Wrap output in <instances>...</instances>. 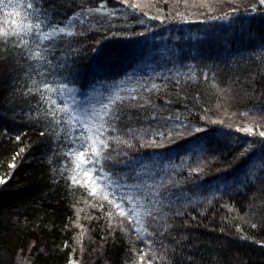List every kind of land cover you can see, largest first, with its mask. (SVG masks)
<instances>
[{"label": "trees", "instance_id": "16d2710c", "mask_svg": "<svg viewBox=\"0 0 264 264\" xmlns=\"http://www.w3.org/2000/svg\"><path fill=\"white\" fill-rule=\"evenodd\" d=\"M74 2L76 9L71 14L80 11L82 5L87 7L98 6L101 0H74ZM103 2L107 4L110 10L114 9L116 14L114 16L93 15L89 18L88 27L99 31H138L143 35L135 34L132 38L127 37L138 43H142L145 36L151 31L160 30L161 33H169L175 28L203 23L209 20L207 19L208 16H213L206 14L194 19H188V17L178 19L176 16L172 18L163 14L161 19H148L143 15V11L132 13L130 9H126L120 3V0H103ZM231 5L232 7L225 8L218 16L229 12L232 8H239L238 14L264 13V5L259 4V0H235ZM253 5L256 6L255 11L251 10ZM255 33L257 38L255 47L250 48L249 54L242 57L235 65L231 63L226 67L227 70L231 71H235V66L239 68L237 77L243 79L244 82L239 79L237 82L224 80L222 83H218V86L230 85L229 90L232 92L228 93V106L235 108L236 112L243 109V111L248 110L264 115V91L259 92L258 95H254L253 92L255 83L258 81L264 83V48L262 47L264 42L260 40L257 31ZM260 33L264 32L260 31ZM106 40L105 38L103 43ZM94 62L96 63L95 59ZM24 63L28 69L35 70L37 73L45 71L43 66L36 68L37 62L35 61L24 60ZM5 70L4 67L0 73H4ZM89 70L90 68L86 74ZM170 89L166 88L163 92L160 91L158 95H153L150 98L151 104H146L144 107L137 105L127 107L122 112L121 119L117 122L119 132L109 133L110 135H121L123 138L128 139L129 130H131L134 148L129 149L123 145L119 147L115 144L112 145L116 149L113 155H116V152H126L127 156L121 154L117 156V159L129 161V163L115 164L109 162L112 170L119 175L130 174L132 178L129 179V182H135V176L141 174L140 171H137L138 161L135 155L139 152H150L159 149L140 146L141 143H144L140 136L144 138L146 134H150L152 140L155 139L160 142V138L158 136L155 138L148 127L159 130L166 126V122L169 120H176V117L187 119V121L200 120L201 118L202 121L203 116L212 118V112L216 113L212 109L215 91L214 89L212 90L213 93L210 90L207 91L205 81L201 83H184L177 85L172 90ZM75 95H79L77 91ZM7 112V107L3 102H0V175L2 178L6 177V182L0 187V264H13L15 252L27 246L30 247L31 255L22 259L24 264H44L43 253L38 254L40 250L38 247L39 231L44 236L49 231L47 230L50 226L49 223H57V219V224H61L59 219L62 220V223L64 222L62 225V239L58 238L61 241V246H65L67 243L68 246L64 250L73 259L79 261V264H122L123 254L132 259L134 264H140L139 254L130 253L132 248L140 253L139 247L136 245L138 243L147 246L150 251L159 252L158 256H171V264H264V201L261 203L262 206L258 203V201L260 202V194L264 199V191L263 193L260 191L264 190V177L259 176L261 174L259 173L254 180V184H251V190H246V194L239 195L238 192H235L234 187L228 186L220 195L210 196L211 194L207 193L208 189L206 190V188H209L216 177L225 179L224 177L229 170L215 172L212 165H210L203 169L197 168L201 171H192L193 160L197 158L196 155L198 154L191 155V161L184 164L181 172L175 171L166 176L169 177L164 183L166 195L171 201L169 206L172 207L171 205L176 203L184 205L180 206L177 211L168 210V212L176 215L169 218L167 224L168 216L166 215L165 219L157 222L150 228V231H153V233L155 230L161 232L166 229V225H170L168 229L169 236L166 234L162 236L161 239L163 240L149 246L147 243L137 240L131 231L127 235L118 233L116 229L113 230L106 220L98 221L97 219V221L90 222L80 216L79 224L83 226V229H86V235L78 244L77 237L82 229L77 227L73 221L77 220V215H75L77 209H82L80 211L82 214L87 212V207L83 204L81 196L84 188L73 187L65 192V186L60 187L57 182L51 179L52 175L49 172L53 171L54 167L51 165L53 163L51 158L46 159V157H51L52 154L46 133L41 135V132L31 125L25 133L20 132V134L22 133L20 140L3 135L2 129L5 128L3 126ZM218 116L226 121L236 120L237 117L225 114H219ZM216 125L234 131L233 128L218 123H212L209 128ZM144 126H148L143 130L146 131V134L136 135L139 133V129H143ZM136 129L138 131H134ZM203 133L204 131L196 134ZM189 137L191 136L179 140L173 137L174 142L172 143H169V140L164 141L165 147L172 149V146H178ZM245 140H248V138H245ZM256 140L253 144L263 142L264 138L257 137ZM145 142H148V140ZM214 145L215 143H212L210 147L203 151L206 152L203 154L201 161L213 154L217 157L215 160L221 159L222 156L223 159H229L231 155L228 154L226 158L224 154L238 149L234 147L230 149L223 144L218 145V147H214ZM21 148H24L25 151L17 156L16 160H12L17 153H20ZM248 156L249 154L245 158ZM9 163H14L15 167L10 168ZM241 164H243L242 159H236L233 166L237 167ZM168 181H172V183L168 184ZM194 191H199L200 195L206 194L201 196V200L196 199L193 202L185 203L184 199ZM251 196L253 197L249 203L253 205L251 208L254 211L249 215L250 210H248L244 222L232 220V214L222 209L219 204L228 199L231 203L241 204L243 199ZM208 198H215L214 202L218 204H206L207 201L205 200ZM166 203L168 202L166 201ZM181 211L189 212V214L177 215ZM252 224H256V227H251ZM237 226H239L240 231L237 230ZM181 245H185V248L180 253L178 247ZM58 256L60 255L54 254L50 257ZM164 263L167 264V261L163 258L160 264Z\"/></svg>", "mask_w": 264, "mask_h": 264}, {"label": "rangeland", "instance_id": "374dc122", "mask_svg": "<svg viewBox=\"0 0 264 264\" xmlns=\"http://www.w3.org/2000/svg\"><path fill=\"white\" fill-rule=\"evenodd\" d=\"M129 2L140 3L142 11L147 12L148 15L163 17L162 15L166 14L172 18L176 16L178 19L182 16L194 19L206 14L218 16L225 8L232 7L228 0H224V2H220V0H208L204 6H201L202 0H129ZM49 3L52 5L55 13L53 16L54 20H64L65 17L71 16V13L76 9L74 0H49ZM172 30L169 33H161L160 30L151 31L145 36L142 43H138L135 40L127 38H132L133 35L138 34V31H99L87 27L82 36L65 37L62 42H55V47L48 54V59L53 64H56L58 61L61 64H66V67L59 70V78L63 82L68 83L69 86L76 88L79 94L76 96L78 100L87 98V100L97 102L103 100L118 88L121 95L131 94L138 97L142 95L144 97V100L138 99L120 105V115L129 106L146 105L145 100H150L153 95H158L160 91L163 92L166 88H171L170 90H172L177 85L184 83H201L205 81L207 91L210 90L212 92L213 89L215 91L212 109L216 113L212 112V118L206 116L207 119H205L203 116L202 121L201 118L200 120L192 121L179 118V121L169 120L166 122V126H163L159 130L155 128L153 130L148 126H144L139 131L138 129L134 130L139 132L136 135H144L146 131L143 130L148 127L149 131L153 133L162 132L166 134L163 138L154 135L155 138L158 136L160 141L162 139L163 141H168L167 130L173 128L176 123L183 122L205 129L203 134L193 135L187 138L185 142L178 144V146H172L171 150H169L170 148L167 150L160 149L136 154L135 157L138 161L137 171H140L142 174L138 175L149 184L153 182L166 183L167 178H169L166 176L169 173H174L175 171L181 172L184 164L191 161V155L198 154L196 155L197 158L193 160L191 168L197 169L200 167L203 169L212 165L215 172H226L229 170L224 177L225 179L216 177L209 185V188H206V190L208 189L207 193L211 194L210 196L214 194L220 195L228 186L234 187L235 192H238L239 195L242 193L246 194V190H251V184H254V180L259 173H261L259 176L262 175L264 177V141L254 144L249 156L241 158L243 164L235 167L233 164L238 153L249 141H257L256 138L259 137L258 135L248 136L245 133L236 131V129L237 127L243 128L246 126L255 127V124L258 123L261 125L259 130L264 131V115L246 109H244L246 111L242 109L240 112H236L235 108L228 106V93L232 92L229 90L230 85L223 84L218 86V83H222L224 80L227 82H237L238 79L244 82L243 79L237 77L239 75L237 74L239 68L235 66V71H231L227 70L226 67L231 63L235 65L242 57L249 54L250 48L255 47V42L257 41L255 31L259 34L260 40L264 42V33H260V31L264 32V13H236L234 16H230L228 20L209 19L203 23H195ZM113 33H119V35H113ZM105 38L107 40L103 43ZM97 40L100 41L99 46L102 43L103 45L96 47ZM94 47L100 49L99 53L92 52V48ZM262 47L264 48V45ZM0 53H2L0 54V72L4 67L6 69L4 73H0V102L4 103L8 111L5 114L3 126L5 128L2 127V134L16 138L22 134H20L21 131L25 133L26 129L31 127V125L33 128L38 129L39 132L46 133L51 146L50 150L52 151L51 157H46V159L51 158L53 161L51 165L54 167L53 171L49 172L52 175L51 179L57 182L60 187L65 186L64 191L66 192L69 188L73 187L70 186V181L66 179L68 173H62L61 169L63 167H72L71 161L64 155L70 145L65 143L62 129L51 122L49 117L44 115L47 105L40 100L39 93L28 94L26 92V89L31 86V79L36 78L39 81L41 77L37 76L35 70L26 67L24 60L27 59L20 55L18 50L9 52L5 46L0 45ZM89 68L90 70L86 74ZM193 72L196 74V79L189 80L188 77ZM204 73L208 74L207 80L203 78ZM177 80L180 81L179 84L176 83ZM152 83L159 85V90L145 91ZM262 91H264V83L258 81L253 86L254 95H258ZM247 111L249 116L241 115V113ZM219 114H234L237 117L236 120L226 121L218 116ZM210 121H222V123L218 124L231 127L234 131H229L217 125L209 128V125L212 123L206 124ZM187 131H192V128L187 129ZM57 133L60 134L57 135ZM245 138H248V140H245ZM143 140L144 142L150 141L152 137L150 134H146ZM212 143H215L214 147L223 144L230 149L231 147L238 149L224 154L226 158L228 154L229 156L231 155L229 159H223V156L220 157L219 155L221 159L215 160L217 157L213 154L201 161L203 154L206 152L203 151L207 147H210ZM0 179H6V177L2 178L0 175ZM1 186L2 184H0ZM260 191L263 193L264 190ZM205 194L200 195L199 191H194L184 201L187 203L193 202L196 199L201 200V196ZM81 196L83 204L87 207V212L86 214L80 212V216L90 222L97 221V219L98 221L106 220L109 225L108 218L105 215L109 210L107 204H105L103 209L86 204L85 201L92 200V198L88 196L85 189ZM252 197H246L241 201V204L231 203L229 199L219 204L222 209L232 214V220L244 222L246 219L245 214H248V210H250L249 215L254 211L251 208L253 205L249 203ZM205 201H207L206 204H218L214 202L215 198H208ZM263 201V196L260 194V202L258 201V203L261 206L264 204ZM92 202L96 203V201ZM169 205V203H166L163 207V213H166L168 216L166 224L169 222V218L176 215L175 213L168 212V210L177 211L184 204L176 203L171 205L172 207ZM229 208L232 211H229ZM180 213L179 215L189 214V212L185 211H181ZM75 215H77V211ZM89 217L92 218L89 219ZM75 222L73 221V223ZM57 223H49L50 226L47 229L49 231L44 236L39 231L38 247L40 250L38 254L43 253V258H45L43 260L44 264H69L70 259L77 261L68 255L64 250L65 246H61V241L58 238L62 239V225L64 222L62 223V220L59 219V223L61 224ZM54 227L55 229H53ZM115 229L118 233L129 234L128 232L121 231L119 227H115ZM168 229L169 227L166 225V229L161 231L162 233L155 230L153 236L146 237L145 239L152 240L155 245L163 240L161 239L162 236L166 234L167 236L170 235H168ZM136 245L139 247L140 253L141 250L151 253L147 246L141 243ZM184 248L185 245L178 247L180 253ZM130 253L140 254L138 250L133 252V248ZM54 254L60 256L50 257ZM30 255V247L28 246L17 250L13 264H24L22 259ZM122 257H124V260L121 261L122 264H134V261L126 255L123 254ZM164 259H166L167 264H171V256H166ZM155 263L160 264L161 260H157Z\"/></svg>", "mask_w": 264, "mask_h": 264}, {"label": "snow or ice", "instance_id": "6c2138e0", "mask_svg": "<svg viewBox=\"0 0 264 264\" xmlns=\"http://www.w3.org/2000/svg\"><path fill=\"white\" fill-rule=\"evenodd\" d=\"M208 0H202L201 6L207 4ZM224 2V0H220ZM234 3L235 0H228ZM120 3L130 9L132 13L142 11L140 3L129 0H120ZM259 4L264 5V0H259ZM252 11L256 10L253 5ZM239 8H232L229 12L221 16H208L210 20H228L230 16H234ZM114 9H109L107 4L101 0L98 6L87 7L81 6L80 11L75 12L64 20H54L55 15L49 0H0V45L11 52L18 50L19 54L29 61H35L36 68H45V71L37 73L41 77L39 81L36 78L31 79V86L26 89L28 94L39 93L40 100L47 105L44 115L49 117L51 122L62 129L65 143L70 145L68 151L64 153L71 161L72 167H63L61 172H67V180L70 181L71 187L84 188L88 196L92 200H86L85 203L91 207H99L103 209L107 204L109 210L105 213L108 218L109 227L115 230L119 227L121 231L131 232L137 240L147 243L149 246L153 244L152 240H146V237L154 235L150 231L157 222L165 219L166 214L163 213V207L166 201H171L166 195V186L164 183L153 182L149 184L139 175L135 176V182L129 183L131 175L121 176L112 170L109 162L115 164H126L129 161L117 159V156L126 152L116 151L112 147L113 144L126 148H134L132 143L131 130H129V138L125 139L121 135H110L109 133H117L119 129L117 122L121 119L120 105L136 101L144 100V97L136 95H121L119 88L107 95L103 100L92 102L87 100H78L75 93L76 89L70 87L68 83L63 82L59 78V70L66 67L59 61L53 64L48 59V54L55 47V42L63 41L65 37H74L84 35V30L88 27L89 18L93 15L114 16ZM143 15L148 19H161L159 15L149 16L147 12ZM179 15V14H178ZM186 19V17H181ZM143 23V21H141ZM143 35V33H138ZM119 35V33H113ZM99 45L100 41L97 40ZM99 48H92L93 53H99ZM2 54V53H0ZM203 78L208 79V74L204 73ZM189 80H195L196 74L193 72L188 77ZM180 83L179 80L176 81ZM159 85L152 83L145 91H158ZM145 104H151L150 100H145ZM144 107V104L138 105ZM234 115V114H233ZM242 116H249L248 112L241 113ZM207 119V117H204ZM179 121V117L175 118ZM211 123H222V121H210ZM260 124L256 123L255 127L246 126L237 127L236 131L245 133L248 136H259L264 138V131L259 130ZM192 128V131L187 129ZM205 131L201 127H195L183 122L176 123L173 128L167 130V138L169 143L174 142L171 138L176 137L177 140L186 136H193L196 133ZM45 133H41L44 135ZM60 133H57L59 135ZM160 137H165V133H153ZM20 140V136L16 137ZM143 140V137H140ZM141 147L164 148L166 145L163 139L157 142L155 139L141 143ZM254 144L249 141L238 153L236 159L247 156L253 149ZM25 151L20 149L13 157ZM10 168H14L15 164H10ZM192 171H201V169H193ZM5 179H0V184L5 183ZM171 184L172 181H168ZM92 201H96L93 203ZM80 211L77 209L76 226L82 230L78 234L77 243H81L86 235V229L79 224ZM229 211H232L229 208ZM181 213H177L179 215ZM92 217H89L91 219ZM127 224V226H126ZM170 227V225L168 226ZM251 227L255 228L256 224ZM237 230L240 231L239 226ZM247 238V237H244ZM67 243L65 247H67ZM81 250H83L81 248ZM75 251V250H74ZM136 249L133 248V252ZM163 256H158L153 250L146 253L141 250L139 254L140 264H154L157 260H163ZM69 264H79V261L71 260Z\"/></svg>", "mask_w": 264, "mask_h": 264}, {"label": "bare ground", "instance_id": "6f19581e", "mask_svg": "<svg viewBox=\"0 0 264 264\" xmlns=\"http://www.w3.org/2000/svg\"><path fill=\"white\" fill-rule=\"evenodd\" d=\"M161 149H162V150H167V149H169V148L165 147V148H161ZM158 150H160V148H159ZM169 150H171V149H169ZM169 150H168V151H169ZM166 153H167V152H166ZM166 153H165V154H166Z\"/></svg>", "mask_w": 264, "mask_h": 264}]
</instances>
